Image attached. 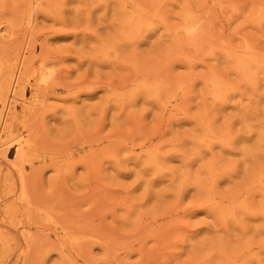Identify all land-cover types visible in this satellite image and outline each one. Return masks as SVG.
I'll use <instances>...</instances> for the list:
<instances>
[{"label":"rangeland","instance_id":"1","mask_svg":"<svg viewBox=\"0 0 264 264\" xmlns=\"http://www.w3.org/2000/svg\"><path fill=\"white\" fill-rule=\"evenodd\" d=\"M0 264H264V0H0Z\"/></svg>","mask_w":264,"mask_h":264},{"label":"bare ground","instance_id":"2","mask_svg":"<svg viewBox=\"0 0 264 264\" xmlns=\"http://www.w3.org/2000/svg\"><path fill=\"white\" fill-rule=\"evenodd\" d=\"M196 26H197V25H196ZM196 31H197V30H196ZM194 33H195V32H194ZM29 141H30V140L26 141V145H29Z\"/></svg>","mask_w":264,"mask_h":264}]
</instances>
